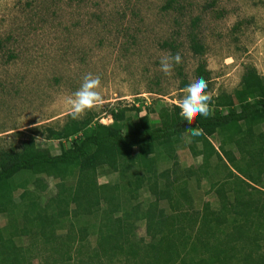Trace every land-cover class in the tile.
Instances as JSON below:
<instances>
[{
	"label": "trees",
	"instance_id": "16d2710c",
	"mask_svg": "<svg viewBox=\"0 0 264 264\" xmlns=\"http://www.w3.org/2000/svg\"><path fill=\"white\" fill-rule=\"evenodd\" d=\"M192 43L202 53L203 45ZM209 75L199 63L195 76L206 81V92ZM215 99L226 112L184 121L175 105L157 111L163 124L144 115L128 130L133 107L112 110V124L91 112L68 115L60 128L30 129L58 141L57 151L37 147L34 137L0 150V264H264V77L246 68L233 95ZM235 103L239 111L230 108ZM184 133L202 160L186 169L177 161ZM166 160L173 164L160 171ZM100 176L115 178L99 183ZM201 178L218 207L204 203L190 213L187 185ZM169 214L174 219L162 222ZM140 222L148 242L136 235Z\"/></svg>",
	"mask_w": 264,
	"mask_h": 264
},
{
	"label": "rangeland",
	"instance_id": "374dc122",
	"mask_svg": "<svg viewBox=\"0 0 264 264\" xmlns=\"http://www.w3.org/2000/svg\"><path fill=\"white\" fill-rule=\"evenodd\" d=\"M193 40L203 45L202 53L193 52ZM176 54L182 62L166 76L159 61ZM201 62L210 74L209 113H224L228 108L217 107L215 98L233 95L246 68L264 77V0H0V150L18 148L34 137L37 147L57 151L58 141L30 129L60 128L68 119L67 101L87 74L100 78L101 100L81 116L91 112L98 122L112 124V110L133 107L126 111L130 120L123 130L132 129L144 115L163 124L157 111L173 110L182 81L196 77ZM241 107L235 103L230 108ZM209 139L218 148L219 137ZM183 140L179 165L198 166L201 157L187 148L189 133ZM172 164L161 161L159 170ZM114 178L100 176L98 181ZM48 183L53 189L54 180ZM187 186L190 213L201 211L204 203L218 207L207 180L196 184L191 179ZM173 217L169 214L162 222ZM136 235L149 241L143 222L136 224ZM27 242L22 235V243ZM89 242L94 246L95 237Z\"/></svg>",
	"mask_w": 264,
	"mask_h": 264
},
{
	"label": "clouds",
	"instance_id": "9594fccd",
	"mask_svg": "<svg viewBox=\"0 0 264 264\" xmlns=\"http://www.w3.org/2000/svg\"><path fill=\"white\" fill-rule=\"evenodd\" d=\"M182 62V57L179 54L175 56H163L160 61V71L166 76L171 75L174 66H178ZM101 85V80L98 76L87 74L83 81L67 103L70 106L69 115L73 120L78 119L85 112L97 106L101 97L97 89ZM207 83L201 77L190 79L182 89L181 96L178 100L177 107L180 109V114L184 121H193L197 116L206 118L209 115V105L212 98L206 93ZM202 130L193 131V136H199Z\"/></svg>",
	"mask_w": 264,
	"mask_h": 264
}]
</instances>
